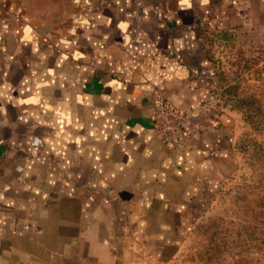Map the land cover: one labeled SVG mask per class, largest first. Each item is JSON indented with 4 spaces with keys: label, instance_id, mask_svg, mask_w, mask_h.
I'll return each instance as SVG.
<instances>
[{
    "label": "crops",
    "instance_id": "obj_1",
    "mask_svg": "<svg viewBox=\"0 0 264 264\" xmlns=\"http://www.w3.org/2000/svg\"><path fill=\"white\" fill-rule=\"evenodd\" d=\"M233 1L108 0L53 31L0 3V264L172 260L224 150L201 105L206 29L264 10ZM158 94L190 116L183 147L153 132Z\"/></svg>",
    "mask_w": 264,
    "mask_h": 264
},
{
    "label": "rangeland",
    "instance_id": "obj_2",
    "mask_svg": "<svg viewBox=\"0 0 264 264\" xmlns=\"http://www.w3.org/2000/svg\"><path fill=\"white\" fill-rule=\"evenodd\" d=\"M7 1L32 26L52 31L60 26L72 30L75 17L102 14L108 3H0ZM226 23L206 29L208 95L201 104L218 121L215 129L224 150L215 176L203 181L184 212L185 225L174 233L180 243L166 248V259L174 255L166 264H264V10L256 7L253 15ZM200 58L195 55L192 63Z\"/></svg>",
    "mask_w": 264,
    "mask_h": 264
},
{
    "label": "built area",
    "instance_id": "obj_3",
    "mask_svg": "<svg viewBox=\"0 0 264 264\" xmlns=\"http://www.w3.org/2000/svg\"><path fill=\"white\" fill-rule=\"evenodd\" d=\"M153 108V132L156 137L166 144L183 147L190 133L189 114L162 94L154 98Z\"/></svg>",
    "mask_w": 264,
    "mask_h": 264
}]
</instances>
